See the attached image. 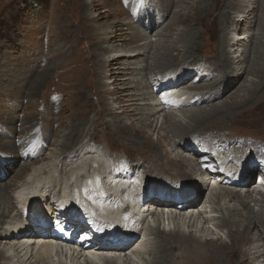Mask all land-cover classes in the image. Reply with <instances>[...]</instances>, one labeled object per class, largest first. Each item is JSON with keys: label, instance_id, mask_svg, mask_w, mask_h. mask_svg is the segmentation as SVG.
<instances>
[{"label": "bare ground", "instance_id": "1", "mask_svg": "<svg viewBox=\"0 0 264 264\" xmlns=\"http://www.w3.org/2000/svg\"><path fill=\"white\" fill-rule=\"evenodd\" d=\"M234 3L235 0H196V2L189 5L187 12H177L171 19L173 24L178 25L180 23L184 28L176 41L169 45L162 43L150 45L147 42L142 45L144 46L142 50H147L146 53L139 52L140 47L134 46L135 48H131L128 55H125L126 58H132L136 61V66L133 63L135 68L132 67L133 76L137 74L142 76H140V79L135 80L134 85L130 86L136 92V94H133L134 98L122 100L120 103L130 109L131 117L127 118L129 123L123 125L121 119L116 117L117 119L111 120L110 124L111 126L114 125L119 133L130 136L128 139H131L132 142H134L135 136H143L145 128L153 129L154 132L163 131L164 133H160V139L164 142L163 145L158 142L152 143L148 139L137 143L144 142L147 146L155 148L162 145L165 147L163 149H179L180 153L167 157L169 161H172L169 169L152 150L131 151L127 154L125 151L122 152L114 148L101 135L97 140L94 138L95 134L91 138H86L85 144L78 142L77 145H74L77 130H71L67 136L68 143L60 145L61 152L57 156L58 158L62 156L63 159L57 160L59 162L58 166L61 168L59 171L48 173L43 169L31 168V165L27 164L31 162H33L31 164H34V160H38L36 158L48 144L45 128L40 124H35L38 129L31 135L24 136L16 141L9 140L4 144L5 151L8 150L9 152H5L3 155L11 154V158L0 162V172L3 171V174H0V245H4L0 250V264H66L65 262L69 264H88L83 255L71 254V249L51 243L52 233L45 230L46 226L49 229L52 228L50 225L51 218L56 215L53 209L55 203L61 200L64 204L62 205L63 209L60 211L63 219L67 221L70 231L76 230L78 225L82 227L81 220L88 229H93L87 226L83 219L84 216L75 207L74 199H77V195L82 197L84 206H88L95 214L100 213L106 217L111 214L112 210L111 217L115 222L103 224L100 233L97 230L96 234L98 237L111 236L113 239H117L118 242H122L121 245H117L113 240L98 246H95L94 243L84 244L87 251L96 249L106 251L93 254L90 257L94 264H98L96 263L97 260L100 264H126V260L120 262V259H117L120 255L115 254L123 250L130 251L134 257L139 259L143 252L146 255L148 254L147 256L150 257L151 261L149 260L147 264H193L192 260L203 261V254L207 249H212L214 259L219 264H256V259L263 252L260 250L251 252L250 244L254 243L255 246H261L260 244H262L264 249V218H261V214L264 213V186L259 185L253 189L252 186H249L250 182L247 178L250 169L255 170L258 167L255 164V157L262 158L260 162L264 163V113L262 111L247 113L238 125L226 126L225 124L222 127H215L212 124H202L210 118L216 117L215 115L220 117L219 119L215 118L214 121L221 120L223 122L225 117L231 118L230 116L243 106L246 107L248 104L254 106L264 99L263 89L261 91V88L264 87V19L256 18L251 22V24L258 22L256 31L259 36L257 38L253 37L255 29L248 32L251 37L246 39L247 44L244 46L243 54H239L238 59L235 58L234 60L230 51L227 52L228 49H225V51L223 48L240 46V44L243 46L244 44L231 37L232 33L226 32V35L225 33L222 34L218 40L219 42L217 41L216 49L220 57L218 63L204 57L199 59L184 57L185 59L179 60L180 62H176L175 65L170 62L172 52L177 53L182 50L183 54V51L201 48L200 35L204 30L200 26L207 20L211 8L218 11L222 6L226 7L223 12H218L217 16L221 26L220 30H222L221 19H230L226 9L231 8ZM245 7L241 6L237 9L239 10L238 17H242L240 15L246 13L244 19H248V17L253 19L256 13L251 14V10L246 12ZM262 7V3H255L253 9L264 11ZM139 16L136 18L137 21L142 19ZM154 26L150 28L154 29ZM196 28L197 31H195ZM118 31L120 32L119 29L115 30V32ZM110 38L115 37L109 36L108 39ZM143 38V34L135 33L134 37L127 41V43L129 42L128 46L138 43ZM252 39L254 42L251 53H249L248 48H250ZM242 40L245 39L242 38ZM177 45H180V48ZM98 47L100 52L96 51V55L99 54L98 56L101 58L99 63L101 62L103 68L108 62L114 61L113 64L119 62V56L112 59L107 57L106 60H103L102 51L104 48L102 49L100 45ZM107 50H110V52L103 51V54L120 52L118 47L107 48ZM157 60H164L166 63L162 65L160 63L155 68L156 70L149 69L151 67L149 65L154 64ZM202 64L207 65L206 67L209 68L204 69L205 65L202 66ZM123 65L131 67V64ZM247 65H249L248 68H246ZM130 67L127 68L131 69ZM76 70L80 71L79 69ZM146 70L152 71L146 72ZM248 75L259 78L261 81L244 78ZM30 76L31 72L26 74V78ZM241 80L243 81L240 83ZM43 81V77H36L31 88L38 90ZM189 81L191 84L188 86ZM100 86L102 88V84L99 82L98 87ZM121 96L126 95L123 93ZM224 97L227 98L222 101L221 98ZM218 99H221V102L216 103L215 101ZM52 104L54 105V103ZM208 104H211V106L206 112V109L201 107ZM260 105L264 106V102ZM165 108L180 111L179 113L183 114L185 121L175 119L176 117L172 114L164 113ZM26 109L24 112L25 120L34 113V109ZM203 109L204 111H202ZM104 111L109 112L110 107L104 108ZM158 112L164 113L160 122L154 115ZM8 113L13 114L12 111H8ZM119 113L124 114V111H119ZM158 116H161V114H158ZM47 119L51 120L50 117ZM194 135L201 136V139H203L201 143L208 141L212 149L216 147L218 154L224 155L223 160H227L226 165L230 163L233 165L232 163H235L233 159H237V162L240 163L238 167H244L242 170L239 169V175L218 176L221 175L218 171L209 172L208 174L205 172L197 173L198 163L195 161L199 156L196 151H192V147L195 149L196 144L199 145L200 143L197 142L192 145V136ZM203 135L206 137L203 138ZM94 143L105 146L103 148L108 153V159L103 162L105 168L96 160L102 154V151L101 147L96 146ZM125 143L130 142L126 139ZM184 153H188L190 159L186 158ZM119 155H121V158L118 157ZM164 156L166 158V150ZM107 163L110 165L108 166ZM234 167L231 166L230 169ZM192 170L195 172L193 176L191 175ZM96 172L99 174L98 180L93 175ZM140 173L144 182L147 183L146 192L141 196H135L134 191L137 189L135 181L139 179ZM24 174L26 176L22 181H19V185L8 188L7 185L12 183L13 179L21 180ZM51 174L55 175L54 179L50 177ZM152 175H155V177L150 178ZM195 178L200 183L199 189L192 185ZM167 180L173 182L168 183ZM207 180H220V182L218 181L220 186L217 185L218 187L215 189L210 185L211 183H207ZM177 182L184 183L186 186L180 187L181 190L174 196L171 194L174 191L168 190L178 188L179 183ZM29 190H32L30 194H28ZM37 190L44 193L46 198L36 197L38 195L36 194ZM257 190H261L263 194L260 191L255 193ZM153 191L161 192L160 194H163L167 200H159L153 196ZM107 192L108 195L101 196L102 193ZM49 193L51 196H48ZM253 194L261 195V200L254 198ZM33 195L35 200H32ZM14 198H18V200L15 201ZM222 201L238 203L240 207H222L220 205ZM107 202L114 205L111 206ZM258 202H260V205L255 211L251 206L252 204L257 205ZM205 204L215 207L205 208L204 211ZM44 205H46L45 209L50 212L49 215L42 213L41 210ZM120 206L122 209L118 211L117 208ZM153 208L161 210L177 209L180 211V213L170 218L171 223L174 224L175 222L177 224L176 228L164 231L160 228V223H158V227L151 228L150 222L155 224L156 220L154 221L153 217L156 215L150 219H144V217L146 213L152 212ZM194 210H198L199 214L195 217L191 216L192 219L190 218L186 222L187 218L183 217L184 213ZM239 211H242V215L247 217V222L243 228L238 225V222L244 219V217L238 216ZM13 213L14 216L10 217ZM157 217L160 218V215ZM183 220L185 222L183 225L190 228L194 227L198 220L202 221V230L204 228L210 231L212 225L209 224L223 226L227 229L233 242L231 248L227 247L221 238L213 239L206 236L201 241L200 237H196L191 232L184 233V231H181ZM253 227L256 229V235L252 239L250 232ZM202 230L200 228L199 231L202 232ZM77 233H87V229L78 228ZM206 234L208 235V233ZM149 238L152 239L149 240ZM203 241L206 244L204 246H202ZM9 243L11 244L9 245L10 248L14 251L12 256L8 255L7 250H5V245ZM76 245L82 246L78 243ZM193 255L197 257L193 259ZM154 257L155 259H152Z\"/></svg>", "mask_w": 264, "mask_h": 264}, {"label": "rangeland", "instance_id": "2", "mask_svg": "<svg viewBox=\"0 0 264 264\" xmlns=\"http://www.w3.org/2000/svg\"><path fill=\"white\" fill-rule=\"evenodd\" d=\"M194 2H196V0H0V162L7 161L11 158V154L3 155V153L9 152L8 150L5 151L6 148L4 144L7 143V141H16L24 136L31 135L38 129V126L35 124H40L45 128L48 144L45 146L44 152L42 151L38 158H36L38 160H34V164H31L33 162L27 164L31 165V168H36L38 170L43 169L48 173H54L56 170L59 171L61 168L58 166L59 162L57 160L60 161L63 159L62 156L60 158L57 156L59 152H61L60 145L68 143L67 136L71 130H77L74 145H77L78 142L85 144V139L91 138L95 134L94 138L97 140L101 135V137H104L114 148L122 152L125 151L127 154L131 151L150 149L169 169L172 161H169L167 157L169 155L175 156L180 153V150L175 148L163 149L165 148L162 146L164 142L160 139V133L163 131L154 132L153 129L150 130L145 128L143 136H135L133 139L134 142H132L130 141L131 139H128L130 136L128 137V135L119 133L114 125L111 126L110 121L118 117L121 119L123 125L129 123L127 118L131 117L130 109L120 103L122 100L134 98L133 94H136V92L134 89L130 88V86L134 85L135 80L140 79V76H142L140 74L133 76L132 67L135 68L136 61L132 58H126L125 55L127 56L131 48H135L136 46L140 47L139 52L146 53L147 50H142L144 47L142 45L147 42V44L150 43V45L156 43L169 45L173 43V41H176L184 28L180 23L178 25L173 24L171 19L177 12H187L189 5ZM255 3H262V9H264V0H235L234 5L226 9L230 19H221L223 26L222 30H220L221 26L219 24V17L217 16L220 12H223L226 7L222 6L218 11L211 8L207 20L200 26L204 30L200 35L201 48L198 50L189 49L186 52L183 51L184 55L182 54V50L180 51L181 53L172 52V55H170L172 58L170 60L171 64L175 65L176 62H180L184 57L189 59L204 57L218 63L220 57L216 46L220 36L224 33L226 35V32L235 33L233 36L232 34L230 36L244 44L243 46L240 44V46L223 48L224 50L228 49L227 52L230 51L234 60L235 58L238 59L239 54H243L244 46L247 44L246 39L251 37L248 32L255 29L253 31V37L257 38L259 36L256 31L258 22L253 24H251V22L256 18L260 20L264 19V11L253 9ZM241 6H246L245 11L249 12L251 10V14L256 13V16H254L253 19L249 17L248 19H244V16L246 17L245 13L240 15L242 17H238L237 13L239 10L237 9ZM138 15L142 17L141 21H137L136 18ZM151 26H154V29H151ZM115 28L119 29L120 32H115ZM195 31H197V28ZM137 32L143 34L144 38L139 40L138 43L128 46L129 42L127 43V41L132 39ZM109 36H114L115 38L108 39ZM242 38L245 40H242ZM253 42L252 39L250 48H248L249 53H251ZM99 45L100 47L102 46V49L104 48L103 51L107 52H110L107 48L113 49V47H118V51H120L118 53L103 54L104 52L102 51V59L106 60L107 57L112 59L119 56V62H117V64H113L114 61L108 62L103 68L101 62L99 63V59H101L98 56L99 54L96 55V51L100 52L98 49ZM177 46L179 47L180 45ZM133 63H135V66ZM160 63L162 65L166 62L164 60H157L154 64L151 63L149 65L151 66L149 69L156 70L155 68H157ZM123 64H131V67L127 66L131 69H128ZM203 65L205 64H202V66ZM206 66L207 65L204 66V69L209 68ZM248 66L249 65H247L246 68H248ZM147 71L152 70H146V72ZM29 72H31V76L26 78V74H29ZM222 73L224 74V71ZM36 77H43L44 79L38 90L31 88L33 80ZM152 78H154V76H152ZM244 78L253 79L258 82L261 81L259 78H254L251 75L244 76ZM242 81L243 80H241L240 83ZM99 82L102 84V88L101 86L98 87ZM194 82H196V80H194ZM190 84L191 82L189 81L187 85L189 86ZM262 89L264 91V87L261 88V91ZM123 93L126 96H121ZM225 98L227 97L221 98L222 101H225ZM221 99L215 102L219 103ZM227 100L230 101L229 99ZM262 102H264V99L254 106L251 104H248L246 107L243 106V108L238 109L236 113L231 115V118L225 117L223 122L221 120L214 121L215 118L219 119L220 117L219 115H215L216 117L210 118L202 125L212 124V126L215 127H222L225 124L226 126L238 125L247 113H254L257 111H262L264 113V106L260 105ZM52 103H54V105ZM106 106L110 107L109 112L104 111V108H107ZM210 106L211 104H208L201 108H205L206 112H208ZM26 108L34 109V115L32 114V116L25 120L24 112ZM122 110L124 114L119 113V111L121 112ZM8 111H12L13 114L8 113ZM202 111H204V109ZM179 112L180 111H174L168 108H165L164 111V113L174 115L176 117L175 119L185 121L183 114ZM164 113L158 112L154 114L158 122L162 120V115H164ZM158 114H161V116H158ZM49 117L51 120L47 119ZM122 124L121 126H123ZM32 125L34 126L31 127ZM100 126H104L103 129ZM29 128L30 130H28ZM202 137L205 138L206 136L203 135ZM126 139L130 143L126 144ZM145 139H148L152 143H161L162 145L155 148L147 146L144 142L137 143L146 141ZM202 140L200 135H194L192 136V145L197 142L201 143ZM203 143L206 144L209 142L205 141ZM94 144L101 147L102 154H100L98 159L101 158L103 162H106L105 160L108 159V153L103 148L104 145L101 146L99 143ZM165 150L166 158L164 156ZM192 151H195L193 147ZM187 154L188 153H184L185 157L190 159V155ZM118 157L121 158V155ZM255 158L257 159L258 157ZM107 165L109 166L110 164L107 163ZM2 172H0V174H3ZM191 173L193 176L195 173L194 170H192ZM257 173L258 170L256 174ZM256 174H252V177L247 178V180L250 183H252V181L255 183ZM25 176L24 174L21 180L13 179L12 183L5 185H7L8 188L19 185V181H22ZM50 177L54 179L55 175L51 174ZM153 177H155V175H152L150 178ZM167 181L173 182L171 180ZM218 181L219 180H217L216 183L211 182L210 185L217 189V185H219ZM144 183L147 185L146 182ZM250 183L249 186L255 189V184L251 185ZM192 185L196 189H199L198 186L200 183L195 178ZM31 191L32 190H29L28 194H30ZM36 194H38L36 197H40L41 199L46 198L44 193L40 190H37ZM241 194L243 195V192H241ZM48 196H51V194L49 193ZM257 196L258 198L256 199L260 201L262 198L261 195ZM32 197V200H35L34 195ZM14 200L17 201L18 198H14ZM220 205L222 207H240L238 203H229L227 201H222ZM259 205L260 202H258L257 205L252 204L251 207L256 211ZM14 206L18 207L19 205ZM206 206V209L215 207L205 204L204 207ZM45 207L46 205H44L41 211L44 215H49L50 212L48 209H45ZM239 213L238 216L244 217L242 211H239ZM13 216L14 213L10 217ZM157 216H154V221H157ZM261 216V218H264V213H262ZM246 222L247 217H244L243 220L238 222V225L243 228ZM176 226L177 224L174 222L173 227L176 228ZM184 227L187 228V230H184V233L187 234L191 232L196 237H200L201 241L206 236L213 239L221 238L227 247L231 248L232 246L233 242L228 235L227 229L223 226H217L220 235L204 228L202 230L200 220L196 222L193 228ZM200 228L202 232L199 231ZM181 231H183L182 228ZM205 232L208 233V235ZM255 235L256 229L253 227L250 232V237L253 239ZM150 239L152 238H149V240ZM9 245L11 244L5 245V250H7L8 255L12 256L14 251ZM204 245L206 244L203 241L202 246ZM260 245L261 246H255L254 243L250 244L252 248L251 252L259 250L263 252V254L256 259V264H264V249L262 244ZM2 246L4 245H0V250ZM211 250L212 249H207V251H205L204 254L206 256L203 254V261L196 259L195 261L192 260V263L219 264L215 261ZM196 257L197 256L193 255L192 258L195 259ZM145 258L148 260L146 262L147 264L150 257L148 258L146 255ZM152 259H155V257Z\"/></svg>", "mask_w": 264, "mask_h": 264}]
</instances>
